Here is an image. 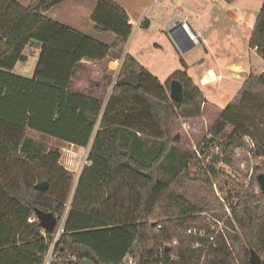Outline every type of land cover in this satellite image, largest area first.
Wrapping results in <instances>:
<instances>
[{
    "label": "trees",
    "instance_id": "obj_1",
    "mask_svg": "<svg viewBox=\"0 0 264 264\" xmlns=\"http://www.w3.org/2000/svg\"><path fill=\"white\" fill-rule=\"evenodd\" d=\"M62 1L0 0V264H43L52 235L38 225L35 209L58 220L73 186V175L60 164V149L30 137V130L79 147L90 143L56 242L57 259L50 264H127L140 255L144 264H236L235 254L240 264H250V250L264 264V192L237 197L232 212L240 237L214 235L200 215L213 199L207 173L216 178L218 172L209 164L202 168L171 134L177 117H201L200 86L185 70L174 71L162 84L126 53L106 101L75 90L81 60L118 56L132 26L120 4L97 0L90 16L93 28L115 37L105 44L43 14ZM140 26L147 28L148 21ZM33 44L39 55L32 76L14 74ZM247 46L260 57L262 71L248 74L205 140L206 148L218 147L227 165L235 149L248 147L246 138L254 145V157L264 156V0ZM137 73V89L118 82ZM172 80L182 86L180 102L169 97ZM109 81L105 75L101 87ZM248 102L250 112L244 107ZM188 164L197 168L194 180ZM39 182L47 183L45 191L35 188ZM194 228L202 234L186 233Z\"/></svg>",
    "mask_w": 264,
    "mask_h": 264
},
{
    "label": "rangeland",
    "instance_id": "obj_2",
    "mask_svg": "<svg viewBox=\"0 0 264 264\" xmlns=\"http://www.w3.org/2000/svg\"><path fill=\"white\" fill-rule=\"evenodd\" d=\"M17 1L22 4H27L30 0ZM159 1L161 0L155 1L152 10L148 13V17L152 16L154 12L155 16L156 14L162 15L164 11H166L165 13H167L168 16L175 12L172 9H164L158 4ZM221 2L225 3L228 8H231L233 12L243 17L247 22L254 23L263 0H234L231 3L221 0ZM202 17L201 20L197 21L199 26H194L191 22H188V26L193 34L198 35L199 42L185 52H181L177 47L172 48L173 51L167 48V43H164V37H159L157 34L160 28L165 31L167 28L166 24L161 27L158 25V22H161V20L155 19V26L151 27L149 30L145 31L140 28L129 43H127L128 41L126 42L122 52L116 57H111V61L116 60V63L112 64L114 71H110V74H108L110 77L108 84L101 87L99 90H93L92 92L93 94L103 96L104 100L108 98V94L111 92L110 87L112 80L117 69L119 70L121 65L120 60L122 56L124 57L126 54L123 53L124 50H127L129 55L135 56L139 63L152 75L156 76L162 84H165V81L174 71L185 70L191 77L192 81L200 86L204 95V103L201 105V117L195 119H184L180 116L177 117L173 123L171 134L173 136H179V148L194 153L202 168L206 169L209 164L218 172L216 178L207 173L211 182V188L208 189L209 196L213 199L210 198V209L201 212L200 215L205 217V221L214 235L220 233L227 240L228 234L238 235L239 237L241 236L232 212L233 207L236 205L237 197L245 191H252L254 195L260 194L258 182L254 183L253 177L255 174L258 175L264 173V156L254 157L250 150L251 148H254V145L248 138H246L245 142L248 147L235 149L232 153V165H227L222 160L223 154L218 147L206 148L205 140L211 137L209 134L210 126L225 106L236 96L248 74L261 73L262 65L260 69L257 60L258 58L254 53L247 49V46L244 43L246 35L248 34L246 28L241 24H238L231 15L217 7L214 3L209 2L206 10L207 18L205 19L204 16ZM169 19L171 18L168 17V20ZM180 21L182 23V16L180 17ZM203 37L208 40H214H211L212 44L215 45L217 43L218 46H220L221 43L223 44V40L228 37L230 44L234 43V41L230 40H234V38L239 39L243 43L238 44L237 51L240 52V56L237 57V59H235V57L233 59L231 58L233 55H229V58L222 57V59L225 63L233 62L240 64L241 67L237 66L234 68L233 71L235 73L233 74L230 70L224 68L223 77L219 79L208 80V77L203 78L204 74L202 76L199 75V71L202 70L201 68L210 64L209 61L212 59L211 56L215 53V50L221 54V48L218 46L216 47L209 43L210 47L207 48L208 44H204ZM156 44H161L163 48L161 49L157 47ZM33 52H35V47H27L25 55L29 53L33 54ZM108 60L98 65L100 70L104 73H106ZM184 61L188 66H186ZM96 79H99V77ZM77 89L90 93V90L85 89L84 86H78ZM251 105L252 103L250 102L246 103L244 106L245 110L250 112L248 107H251ZM230 130L231 127H228L226 132H230ZM29 136L52 150L61 144L54 138L36 131L30 130ZM53 144L55 146H53ZM88 148V146L82 149L74 148L71 156H65L62 150L60 152L61 165L73 175L74 179L68 200H71L78 175L82 167L86 164ZM213 156L219 157L220 160L218 162L212 161ZM188 173L194 180L195 177H197V168L188 164ZM201 232H198V230L194 228L187 230L186 233L201 235ZM213 237L210 238V241H213ZM175 241L177 242L176 239ZM235 263H241L236 254Z\"/></svg>",
    "mask_w": 264,
    "mask_h": 264
},
{
    "label": "crops",
    "instance_id": "obj_3",
    "mask_svg": "<svg viewBox=\"0 0 264 264\" xmlns=\"http://www.w3.org/2000/svg\"><path fill=\"white\" fill-rule=\"evenodd\" d=\"M96 1L97 0H63L62 2L44 11L43 14L54 21L65 24L71 27L72 29L85 33L91 36L92 38L109 45L114 41V38H115L114 35L110 32H107V33L96 32L93 28V24L90 19L91 12L95 6ZM113 1L120 4L125 9L129 17V23L132 26V31L127 40L128 41L127 43H129V41L132 39V37L135 35V33L140 28L146 31V30H149L151 27L155 26V19H157V20H161V22H158V25L160 27L164 26L165 24L167 26L166 31L161 30L160 28L157 34L159 35V37H162V36L164 37V43H167L166 45L167 48H169V50H172V51H173L172 48L176 47V45L168 33V27L170 26V24L175 20L181 23L180 17L182 16L183 20L186 19L187 25H188V22H191L192 25L199 26V24H197V21L201 20L203 18L202 16H204L205 19L207 18L206 10H207V4L209 2L214 3L217 7L224 10L227 14L231 15L238 22V24H241L243 27L246 28L247 33H248L246 35V39L244 42L246 46H247V40L250 35V28L254 24V23L247 22L243 17L237 15L235 12L231 10V8H228L225 5V3L221 2V0H161L158 2L159 5H161L164 9H172L175 12L171 13L170 16H168L167 13H165L166 11H164L162 15L156 14V16L154 12L152 16L150 17H148V13L150 10H152L156 0H113ZM203 11H204V14H203ZM168 17L171 19L168 20ZM143 19H146L148 21L147 28H143L140 26V23ZM189 30L191 31L190 28L188 29V31ZM211 40H208L203 37L204 44H208L207 48L210 47L209 43L213 45L212 41L214 40L212 41ZM223 41H224L223 44L221 43L220 46H218L217 43L213 45V46H216V47L218 46L219 48H221V54H219L215 50V53L211 56L212 59L209 61L210 64H207L206 67L203 66V68H201L202 70L199 71V75L202 76L203 74H205L207 70H213L215 74H219L221 75V77H223L224 68L226 70H230L231 73L233 74L235 73L233 71L234 68H236L237 66L241 67L240 64H236L233 62L225 63L222 57L229 58V55H233V57L231 58L234 59L235 57V59H237V57L240 56V52L237 51L238 46H239L238 44L242 42L239 39L234 38V40H230V41H234L235 44L234 43L230 44L229 37ZM156 45L157 47L161 49L163 48L161 44H156ZM31 46L35 47V52H33V54H30V53L26 54L27 58L24 62H17L15 64L13 68L14 74L25 77V78H30L32 76L33 69H34V66L36 64V61L39 55V47L35 44ZM31 46H27V47H31ZM26 48L23 52L24 54L26 52ZM247 49H249L252 53H254L255 56L258 58L257 59L258 65L261 69L262 61L260 57L256 54L254 49H251L248 46H247ZM125 53L129 54L127 50H125ZM131 56L137 62H139L135 56L133 55ZM107 60H108L107 62L108 65L106 66V73H104L102 72V70H100L98 65H100V63L106 62ZM80 63L81 64L79 68L77 69L75 76L73 77L74 89L78 90L77 89L78 86H84L85 89H89L90 92L93 93L92 92L93 90L97 91L101 88V79L105 75L110 74L109 73L110 71H114L112 64L116 63V60L111 61V57L103 60L102 62H91L86 59H82ZM185 64L186 66H188L186 62ZM97 77H99V79H96ZM85 93H88V92H85ZM55 140L58 141L59 143L61 142L57 139ZM61 144H63V146L65 147H68L70 145V143H66V142L64 143L61 142ZM89 146H90V143L88 147ZM57 148H59L61 152V147L57 146ZM81 148H84V147H81Z\"/></svg>",
    "mask_w": 264,
    "mask_h": 264
},
{
    "label": "water",
    "instance_id": "obj_4",
    "mask_svg": "<svg viewBox=\"0 0 264 264\" xmlns=\"http://www.w3.org/2000/svg\"><path fill=\"white\" fill-rule=\"evenodd\" d=\"M168 33L172 38L173 42L175 43L176 47L181 52H185L195 46V43L191 39V36L188 34V32L183 27L182 23H180L179 21H176L175 24L173 23L170 24V26L168 27ZM123 53H125V50L123 51ZM122 59L123 56L120 60V64L122 62ZM116 78H117V73L115 74L112 80L110 90L112 89L113 85L116 83ZM118 82L129 85L134 89H137L140 86V74L137 73V74L129 75L127 77L120 79ZM169 97L176 102H180L182 100L183 97L182 86L176 80H172L170 82ZM256 179L260 190L264 192V173L258 174ZM47 186L48 185L46 182H39L35 185V188L40 191H45L47 189ZM35 214L37 217L38 225L45 232L52 233L57 223L56 217L50 212H44L39 209H35ZM249 262L250 264H260L261 262L260 256L254 250H250ZM79 264H93V262L90 260H83ZM137 264H144L142 255L139 256Z\"/></svg>",
    "mask_w": 264,
    "mask_h": 264
},
{
    "label": "built area",
    "instance_id": "obj_5",
    "mask_svg": "<svg viewBox=\"0 0 264 264\" xmlns=\"http://www.w3.org/2000/svg\"><path fill=\"white\" fill-rule=\"evenodd\" d=\"M172 23L175 24L176 20L173 21ZM182 25L184 28L188 27V25L186 23V19L183 20ZM191 39L193 40V42L195 44H197L199 42L198 35H195L193 33H192ZM116 73H118V69H117ZM205 77H208V80H211V79H219V78H221V75L215 74L213 72V70H207L205 72L203 78H205ZM70 202H71V200H68L67 203L65 204V209H64L63 213L61 214V216L59 217V219L57 220L56 226H55L53 232L51 233L52 239H51L49 248L43 257V264H50L52 261L57 259V254L55 253L54 250H55L56 242L58 241L59 237L61 236V234L63 232V225H64V221L66 218L67 211L69 209ZM158 228H160L159 225H158ZM172 244L176 245L177 242L175 240H173ZM127 264H137V263L132 258L129 257L127 259Z\"/></svg>",
    "mask_w": 264,
    "mask_h": 264
},
{
    "label": "bare ground",
    "instance_id": "obj_6",
    "mask_svg": "<svg viewBox=\"0 0 264 264\" xmlns=\"http://www.w3.org/2000/svg\"><path fill=\"white\" fill-rule=\"evenodd\" d=\"M188 27H185V30L188 32V34L190 35V36H192V32L189 30L188 31V29H187ZM62 142V141H61ZM60 142V143H61ZM64 143V142H63ZM53 146H55L54 144H53ZM59 147H61V150H62V152H64V155L65 156H71L72 155V152H73V150H74V148H77V149H82L81 147H79V146H76V145H73V144H70L69 146H68V148H66L65 146H63V144H59L58 145ZM80 153V152H79Z\"/></svg>",
    "mask_w": 264,
    "mask_h": 264
}]
</instances>
